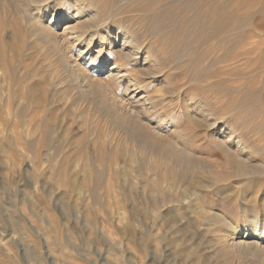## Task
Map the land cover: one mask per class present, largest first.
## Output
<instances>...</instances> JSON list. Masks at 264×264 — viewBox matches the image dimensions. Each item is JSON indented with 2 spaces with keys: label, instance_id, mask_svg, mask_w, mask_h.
Returning <instances> with one entry per match:
<instances>
[{
  "label": "rangeland",
  "instance_id": "obj_1",
  "mask_svg": "<svg viewBox=\"0 0 264 264\" xmlns=\"http://www.w3.org/2000/svg\"><path fill=\"white\" fill-rule=\"evenodd\" d=\"M41 9L0 4V264H264L262 247L227 242L237 231L264 246V0H45ZM53 13L59 32L71 27L66 51L37 30ZM119 25L142 48L100 40ZM66 54L99 79L94 92ZM115 63L126 75L113 78ZM133 110L210 159L238 150L251 173L170 168L138 146ZM236 134L247 153L214 140ZM213 204L219 216L206 211Z\"/></svg>",
  "mask_w": 264,
  "mask_h": 264
},
{
  "label": "bare ground",
  "instance_id": "obj_2",
  "mask_svg": "<svg viewBox=\"0 0 264 264\" xmlns=\"http://www.w3.org/2000/svg\"><path fill=\"white\" fill-rule=\"evenodd\" d=\"M44 1L45 0H0V4H2V6L9 4V5L14 6L17 9H23V10L28 9V8H35V10L39 9L38 11H40V9L42 8V3ZM89 7H92V6H89ZM46 10L47 9H41V12H46ZM42 16L44 18L43 21L42 20H40V21L36 20L37 21L36 26H37V30L39 31V33L43 36V38L46 42L51 43L57 50L66 51V48H67L66 30H69V28H71V27L66 26L63 31L59 32L56 29L55 21L52 20L51 18H49V16L50 17L54 16V13L51 15L50 14L41 15L40 17H42ZM79 23H82V22H78V25H79ZM73 28L75 29L74 26H73ZM128 29L123 27V25L122 26L119 25L118 29H116V30H112V28L106 29L105 31L103 30L105 35H103V37H101L100 40L108 39L109 49L112 50L114 47V48H116L115 50L118 52H122L123 50H126V48H127L126 45L129 46V48H130L129 50L131 52H133L139 48H142V47H139L137 45V42L134 40L135 38H137V36H134L131 31H128ZM74 38H75V36H74ZM129 38H132V40H130ZM92 40H93V38H91V41ZM139 52H140V50H139ZM63 57H65V62L69 66V68L71 69L70 71H72L73 74H76L79 77V80L81 82H83L82 87H84V89L87 92H94L95 91V81L99 82L98 81L99 79H94V77L92 78L89 75V73L83 67H81L82 65L80 66L74 62V59L72 58L71 55L66 54ZM111 70L112 71L110 72V74H112L114 70L116 71V73L112 74L113 78H119V77H123L124 75H126L125 73L124 74L122 73L125 70H123L122 68L117 66V63L112 65ZM127 86H128L127 91H130V92L133 91L132 89L138 88V87H136L137 82L133 78L130 79ZM106 90H108V89L106 88ZM134 93H135V91H134ZM109 95L111 96V99L116 104H121V105L124 104L123 100H121L116 95V93L109 91ZM144 101H146V99ZM128 113L133 115L135 118V120H133V123L131 126V131H132V136L134 135V137L135 136L137 137V140L135 139V141H138V146L141 147L140 149H142V150L148 149L150 152L152 151L151 152V153H153L152 155H157L158 157L163 156V158L167 160L170 168H173V169L179 170V171L183 170V169L184 170H193L195 168H197V170L198 169H201V170L204 169L205 171L209 172L210 174H212L211 173L212 171H214V172H216V174H218L219 170L221 171V172H219V174L223 173L222 172L223 170H225L224 171V174H225L226 170L229 168V169H233V170L237 171V173H240L241 175H247V174H249V172L251 173V168L253 167L252 166L253 165L252 160L250 159V157H246V156L243 157L239 153L238 150L237 151L227 150L226 151V157L224 159H222V158L210 159V158H208V156L205 157V155L203 156L202 154H198V153L194 152V150L191 147H185V148L179 147L177 145V143L174 142V140L172 138L168 137L165 134H162L161 132L155 130L150 125L142 122V120L139 118V112L138 111L133 110V111H129ZM215 125L216 124H214V123L211 124V126H213L214 130L221 133L222 132L221 129H223V128H219L218 126H215ZM235 131L236 130L231 129L230 132H231V134L232 133L234 134ZM217 138H219V139L216 140V137H215L214 140L217 141L218 144H221V145L222 144H226V145L228 144L231 146L230 148H233V149L239 148V149L245 151L249 148V146H248L249 144L247 143V141L244 139V137H241L239 134H236V137H234V135H232L229 138H226L225 136L224 137L218 136ZM143 151H145V150H143ZM245 153H247V152L245 151ZM157 156H156V158H157ZM160 159H162V158H160ZM164 159H163V161H164ZM156 160H158V159H156ZM158 162H160V160ZM193 178H191V180ZM196 179H198V177ZM191 180H189V181H191ZM197 182H198L197 184L199 185V186L197 185V187H200V184H202L201 183L202 181L200 180V182H199L197 180ZM189 184H190V182H189ZM202 185H204V184H202ZM193 188L196 189V187H194V186H193ZM180 200H182V199H180ZM169 202L170 201H168L166 203L169 204ZM186 203H188V202L186 201ZM203 204H201V205H203ZM212 207H206V211H209L208 213L209 214L211 213L212 216H219L220 215L219 211L221 209L218 210V208H216V206L214 204L212 205ZM231 228H233V227L231 226ZM240 234H242V233L236 231V232H233L230 237L228 235L227 242L229 241L230 246L238 248V249H242V248L247 249V247L251 248V246H254V247L256 246V248L262 247L264 249V246L261 245L258 240H256V242L255 241L254 242L248 241L247 239L244 240L243 236Z\"/></svg>",
  "mask_w": 264,
  "mask_h": 264
}]
</instances>
